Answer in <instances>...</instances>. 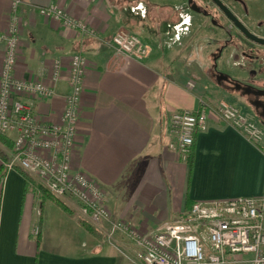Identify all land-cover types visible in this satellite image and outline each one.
<instances>
[{"label": "crops", "instance_id": "crops-1", "mask_svg": "<svg viewBox=\"0 0 264 264\" xmlns=\"http://www.w3.org/2000/svg\"><path fill=\"white\" fill-rule=\"evenodd\" d=\"M16 2L22 26L15 75L45 80L56 90L53 98L37 103L42 117L56 120L64 109L73 55L82 53L87 59L73 167L100 181L114 220L141 232L153 231L180 218L195 201L263 193L264 146L213 116L197 133L188 161L171 148L175 136L169 124L176 111H196L202 101L247 107L245 97L228 89L227 77L225 83L218 81L217 76L229 73L214 70L217 39H226L225 33L206 35L204 50L189 52L194 46H182L193 32L181 27L206 19L200 13L191 15L186 0H0V33L8 30ZM139 4L144 6L142 14ZM50 5L84 21L94 34L39 13L38 7ZM122 29L149 46L146 61L116 53L112 39ZM4 54L5 43L0 42V69ZM58 60L62 76L53 82ZM250 114L264 123V116ZM0 144L9 154L11 148ZM45 205L34 180L27 188L21 171L7 172L0 189V264H124L114 245L96 240L59 206L61 211L52 206L47 211ZM250 258L238 256L229 264H251Z\"/></svg>", "mask_w": 264, "mask_h": 264}, {"label": "built area", "instance_id": "built-area-1", "mask_svg": "<svg viewBox=\"0 0 264 264\" xmlns=\"http://www.w3.org/2000/svg\"><path fill=\"white\" fill-rule=\"evenodd\" d=\"M16 2L8 30L0 33L5 54L0 69V133L12 141L8 171L19 170L31 177L69 207L80 218L101 229L108 241L117 242L120 234L131 243L135 264H229L236 257L251 255V264H264V190L258 197L230 200L195 201L189 211L175 221L153 231L141 232L129 223L114 220L107 204V192L96 178L74 169L77 135L82 121V95L87 59L73 55L69 67V92L64 109L56 120L37 112V103L56 95L54 86L42 79H22L15 75L20 56L22 18ZM138 9L144 13V6ZM41 15L71 26L85 34L94 31L64 9L50 5L38 7ZM116 53L146 61L151 54L143 39L128 30L112 39ZM62 76V63L54 64L51 80ZM190 88L195 83L188 82ZM210 116L237 130L245 139L264 145V127L240 106L221 102H201L196 111L179 110L172 114L170 130L175 136L171 148L188 161L197 133ZM40 192V190H39ZM39 227L33 230L37 235Z\"/></svg>", "mask_w": 264, "mask_h": 264}, {"label": "flooded vegetation", "instance_id": "flooded-vegetation-1", "mask_svg": "<svg viewBox=\"0 0 264 264\" xmlns=\"http://www.w3.org/2000/svg\"><path fill=\"white\" fill-rule=\"evenodd\" d=\"M139 1V0H131ZM233 14L245 25L251 33L260 38H264V0L259 4L258 10L261 12V18L258 21H253L255 28H252L249 23L248 16L251 13L250 3L243 0H234L242 6V15L237 13L226 0H221ZM187 11L200 13L204 16L209 24H211V31L214 32V28H218L219 31L224 32L227 35L225 42L220 47V40L217 39V49L215 51V72H221L218 69V58L222 54L224 48H231L236 51L238 57L236 64L244 65L242 74L234 76L228 74V76H217L218 81L225 83L224 79H227V87L231 91L237 92L239 95L246 98V102L254 109L255 113L259 115L264 113V44L258 43L244 33L238 26H236L222 10L212 0H186ZM143 4V3H140ZM139 4V5H140ZM221 12L227 19V24L223 25L216 14L213 11L215 8ZM198 10V11H196ZM256 10V9H254ZM142 14L141 10H139ZM252 22V21H251ZM186 25V24H185ZM184 25V26H185ZM231 28L233 30H231ZM217 33V32H216ZM222 44V43H221ZM227 77V78H226Z\"/></svg>", "mask_w": 264, "mask_h": 264}, {"label": "rangeland", "instance_id": "rangeland-1", "mask_svg": "<svg viewBox=\"0 0 264 264\" xmlns=\"http://www.w3.org/2000/svg\"><path fill=\"white\" fill-rule=\"evenodd\" d=\"M154 1L165 3V2H175L177 0H154ZM243 1L244 2L246 1V2H248V3L251 4V6L249 7L251 9V13L248 16V19L250 20L249 23L251 24L252 28H255L256 25H254V22L253 21H258L261 18V15L260 14H262V13L259 12L258 6L262 2V0H243ZM226 2H228L231 5V7L237 13H239V14L242 15V12H243L242 9L243 8H242V6L238 2H236L234 0H226ZM254 9H256V10H254ZM213 11L216 14L217 19H219V21H221V23L223 25L227 24V22H228L227 19L225 18V16L221 12H219L216 9V7L213 8ZM190 14L193 15L192 12H190ZM204 21H205L204 24L203 23H199L198 24L195 20H193V23L191 24V26L189 24H186L185 26L181 27V30L182 29L186 30L187 28H189L190 31H191V33L193 32V38L191 39L192 40V43H191V40L190 41L189 40L188 41L186 40V41H184L182 43V46L185 47V48H189V47H193L194 46V48H192V49L189 48V52L204 50L205 47H206V43H207L206 40H205L206 35H208V36H215L214 33L220 32L218 28H214V32L212 31L211 34H210L209 32H210V30H213L212 29V26L213 25L211 26V24H209V22H208L207 19H205ZM206 23H208V25L204 29L203 25L206 26ZM231 30H233V29L231 28ZM262 32L264 33V31H262ZM219 36H221V37L218 38L221 41L220 42V47H221L223 45V43L225 42V38H222V35H219ZM235 52L236 51L232 50L231 48H225V50L223 51V53L220 55V57L218 58V60L216 59V61L218 62V66L217 67H218L219 70L225 71V72H227V73H229L231 75H234V76H238V75L242 74L243 69H244V65H242V64H236L235 63L237 61V59H238V57L236 56V53ZM244 103L247 105V107L244 106V105L243 106L242 105H238V106H240L247 113H253L254 111L252 110V108L250 107V105L246 102V99L244 100ZM259 122H260V120H259ZM261 124L264 127V123H261ZM49 201L50 200H46L45 208L47 207V211L49 209L48 208L49 206H52V207H55L56 209H59L56 205L52 204ZM73 210L76 213V215H74L73 217L80 220V217L77 214V211L75 209H73ZM59 211H61V210L59 209ZM89 224H91V223H89ZM91 225H92L93 228H95L100 233H102V235L104 234L101 229L97 228L93 224H91ZM82 228H84V227H82ZM88 233L90 235H92V237H94L96 240L101 241V238L98 237L99 234L97 235V234H92L90 232H88ZM104 236H105V234H104ZM121 236L122 235H120V234H116V241L117 242L108 241L106 237L103 240H105V243H108L110 245H114L115 246V248L118 251V253L121 254L122 259L124 260V264H128V263L129 264H135V260L132 257L133 254L131 253V249H132L131 243L128 240H126V238L121 237Z\"/></svg>", "mask_w": 264, "mask_h": 264}, {"label": "trees", "instance_id": "trees-1", "mask_svg": "<svg viewBox=\"0 0 264 264\" xmlns=\"http://www.w3.org/2000/svg\"><path fill=\"white\" fill-rule=\"evenodd\" d=\"M0 142H2L5 146L12 148V141L5 135L0 133ZM0 158L2 159L3 163L0 166V189L2 187L3 181L6 177V174L8 172V169L5 165V162L9 159L8 154H6L3 150L0 149ZM22 172V171H21ZM22 174L25 176L26 181H27V188L32 184L33 179L29 177L26 173L22 172ZM38 189L41 192V195L44 200H50L53 203H55L57 206H59L64 212H66L69 216H74L76 215L75 211L69 207L65 202H63L61 199L58 197L54 196L48 189L45 187L38 185ZM79 220V219H78ZM79 223L81 224L82 227H84L88 232L92 234H99L98 237L101 239H104L105 236L104 234L100 233L98 230L92 227L91 224H89L86 220L80 218Z\"/></svg>", "mask_w": 264, "mask_h": 264}, {"label": "water", "instance_id": "water-1", "mask_svg": "<svg viewBox=\"0 0 264 264\" xmlns=\"http://www.w3.org/2000/svg\"><path fill=\"white\" fill-rule=\"evenodd\" d=\"M224 14L236 25L238 26L246 35L252 38L254 41L264 44V38H260L255 34L251 33L248 29H246L245 25L233 14V12L229 9L227 5H225L221 0H212ZM198 11V10H196ZM264 116V113L261 114Z\"/></svg>", "mask_w": 264, "mask_h": 264}]
</instances>
